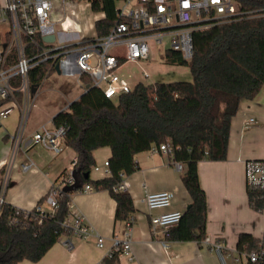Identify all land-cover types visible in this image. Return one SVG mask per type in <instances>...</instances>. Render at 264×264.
<instances>
[{
  "label": "trees",
  "instance_id": "16d2710c",
  "mask_svg": "<svg viewBox=\"0 0 264 264\" xmlns=\"http://www.w3.org/2000/svg\"><path fill=\"white\" fill-rule=\"evenodd\" d=\"M236 1L248 15L195 32L190 61L166 52V63L189 67L192 82L138 83L115 101L92 87L88 76L81 77L89 88L52 119L55 127H68L65 144L77 155L74 170L80 185L69 193L61 191L58 209L43 219L36 208L47 196L30 211L5 203L0 213V264L38 262L61 237L70 236L61 224L69 214L72 194L86 185L109 192L117 203L115 220L126 226L136 212L134 201L128 191L115 188L138 170V154L164 143L172 146L174 161L184 165L182 183L191 198L182 220L166 238L202 243L207 237L208 206L198 165L204 160H226L231 122L240 103L254 100L264 87V0ZM94 10L107 15L95 23L97 35L104 37L118 22L115 0H102ZM50 68L51 63L44 62L31 70L32 85H41L47 73L54 71ZM102 148L111 150V174L94 180L90 177L96 166L94 152ZM257 197V192H248L249 205L255 211L261 206ZM256 246L257 238L240 235L238 250ZM118 262L117 255L104 260V264Z\"/></svg>",
  "mask_w": 264,
  "mask_h": 264
},
{
  "label": "built area",
  "instance_id": "2783aa9c",
  "mask_svg": "<svg viewBox=\"0 0 264 264\" xmlns=\"http://www.w3.org/2000/svg\"><path fill=\"white\" fill-rule=\"evenodd\" d=\"M81 1L88 3L93 9L96 3L102 4V0H62L64 5ZM52 13V0H0V127L15 109L20 112L18 126L9 136L10 160L0 166V213L6 203L5 194L11 171L24 140L30 112L44 81L50 75L48 72L41 85L34 86L30 81L31 70L44 62H50V70L57 71L60 76L81 80L86 75L90 78L92 87L101 90L107 99L117 100L135 87L118 72L119 69L128 62L149 60L150 42L158 46L168 38V51L178 53L184 60L190 61L194 54L195 32L207 30L215 23L238 21L248 15L236 0H115L118 22L106 36L81 37L74 43L55 46L58 36L55 25L51 22ZM103 16L105 19V12ZM71 25V21L62 23L67 36H70L68 31ZM50 36H54L53 41L45 40ZM60 38L63 37L60 35ZM121 47L125 48V55L113 53ZM145 76L148 77V74ZM33 88H36L35 92ZM86 90L85 87V92ZM254 123L255 120L250 119L248 125ZM67 132L68 127L65 125L53 128L43 125L32 135V142L59 155L66 147ZM151 150L171 156L174 152L168 143ZM76 163L77 159L72 162V166ZM32 167L33 163H27L22 165V170L28 171ZM174 168L177 172L184 171L181 162L174 161ZM244 169L247 190L257 192L261 203L256 212L264 216V159L246 160ZM94 170H101L105 176H109V161L104 163L103 169L95 166ZM73 182L71 171L67 185ZM62 189L52 187L45 200L48 209L43 206L36 208L40 218H46L58 209L57 197ZM91 189L90 185L84 187V191ZM115 190L127 191L125 180ZM174 197L172 192L147 193L143 202L149 211H162L171 207ZM68 206L69 214L62 222V227L70 232V236L83 240L96 237L97 246L104 248V238L75 209L72 201ZM182 217L183 213L180 211H163L152 215L153 234L167 235L171 228L180 223ZM131 226L132 220L126 224L122 236L112 238L108 258L117 255L118 258L126 256L131 261L135 259ZM201 245L212 248L221 264H229L227 258L231 264H264V225L261 236L257 238V246L251 250H227L208 236ZM163 247L167 248V244L163 243Z\"/></svg>",
  "mask_w": 264,
  "mask_h": 264
},
{
  "label": "crops",
  "instance_id": "0c3cea01",
  "mask_svg": "<svg viewBox=\"0 0 264 264\" xmlns=\"http://www.w3.org/2000/svg\"><path fill=\"white\" fill-rule=\"evenodd\" d=\"M58 113H53L51 122ZM250 119H254L255 123L248 125ZM5 122L0 127L7 133L6 143L0 147V166L7 163L11 156V133L4 128ZM38 129L25 134L5 194L7 204L24 210L33 209L52 187L61 188L56 182L59 176H65L66 186L71 168L74 170L72 162L77 159L76 153L67 146L64 147V152L68 151L67 155L60 157L62 154L58 156L40 145H34L32 135ZM110 157L109 148L94 152L96 163H100L96 166L101 169ZM253 159H264V87L254 100L240 103L238 113L231 122L226 160H204L198 165L200 185L207 196V236L227 250L237 248L241 234H250L255 238L262 234L264 216L250 207L245 180L244 161ZM136 162L138 170L125 177L127 191L136 209L131 226L135 259L131 261L122 256L118 264H221L220 258L210 247L197 242L171 241L163 233L153 234L152 215L163 211L184 213L191 204V198L182 183L184 171L175 170L171 155L149 150L138 154ZM27 163H33V167L23 171L22 165ZM96 172L100 175H90L94 180L107 177L101 170ZM84 187L81 192L72 194L71 201L75 209L104 238V248L97 246L96 237L83 240L75 236H63L40 261L34 263L24 260L18 264H104L112 247V238L122 236L126 226L116 222L117 203L108 191L93 188L84 191ZM161 192L174 194L171 207L162 211H149L143 202L146 194ZM42 206L48 209L45 203ZM258 214L263 216L262 223H259ZM163 243L167 244V248L163 247Z\"/></svg>",
  "mask_w": 264,
  "mask_h": 264
},
{
  "label": "rangeland",
  "instance_id": "374dc122",
  "mask_svg": "<svg viewBox=\"0 0 264 264\" xmlns=\"http://www.w3.org/2000/svg\"><path fill=\"white\" fill-rule=\"evenodd\" d=\"M52 4L53 13L51 15V22L54 23L58 36L57 41L54 43L55 46L74 43L81 37L94 38L97 36L95 23L104 18L103 12L95 11L88 3L83 1L68 2L64 5L62 0H52ZM67 21H71L72 23L71 28L69 29L70 31H68L70 36H67L63 31L62 23ZM60 35L63 37L62 39L60 38ZM150 47L151 53L149 60L138 63L128 62L118 71L128 79L132 87L136 86L138 83L154 84L171 83L176 81L192 82V74L188 66L181 64L171 65L166 63V52L170 49L168 38L164 40L162 45L158 46L155 45V43L150 42ZM113 53L125 55V48H117ZM145 74H148V77L145 76ZM84 88L85 85L76 77H62L57 71H53L46 78L39 91L35 106L30 112L25 134L28 135L29 132L33 133L43 124H47L48 128H53L51 122L53 113L67 110L69 103L73 102L84 93ZM19 113V110L15 109L8 119L5 120L4 128L6 127L11 134L15 132L18 126L20 118ZM6 135L7 133L4 129H0V147L5 145ZM52 153L55 154L53 151ZM67 153L68 151L64 152L63 150L60 157L66 156ZM96 164L99 166L100 163ZM71 171H73V168H71ZM91 175L92 177H95L100 174L93 169ZM65 181V176H59L56 180L57 186L63 188L65 186ZM258 218L260 221L259 223H262L263 216L258 214ZM215 255H217V253ZM227 261L231 264L229 258H227Z\"/></svg>",
  "mask_w": 264,
  "mask_h": 264
},
{
  "label": "water",
  "instance_id": "95a60500",
  "mask_svg": "<svg viewBox=\"0 0 264 264\" xmlns=\"http://www.w3.org/2000/svg\"><path fill=\"white\" fill-rule=\"evenodd\" d=\"M45 40L53 41V40H54V36L46 37ZM88 88H89V86L86 87V89H88ZM33 91L35 92V91H36V88H33ZM84 93H85V92H84ZM84 93H83V94H84ZM83 94H82V95H83ZM82 95H81V96H82ZM81 96H80V97H81ZM77 99H79V98H77ZM77 99H76V100H77ZM76 100H74V101H76ZM74 101H73V102H74ZM73 102H70L69 105H68V107H69ZM72 177H73V180H74L73 184H69V185L64 186L63 189H62L63 192H65V193L72 192V191L74 190L75 187H77V186L80 185L77 170H73V171H72Z\"/></svg>",
  "mask_w": 264,
  "mask_h": 264
}]
</instances>
